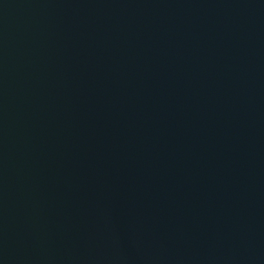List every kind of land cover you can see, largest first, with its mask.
I'll use <instances>...</instances> for the list:
<instances>
[{
  "label": "water",
  "instance_id": "1",
  "mask_svg": "<svg viewBox=\"0 0 264 264\" xmlns=\"http://www.w3.org/2000/svg\"><path fill=\"white\" fill-rule=\"evenodd\" d=\"M0 264H264V0H0Z\"/></svg>",
  "mask_w": 264,
  "mask_h": 264
}]
</instances>
